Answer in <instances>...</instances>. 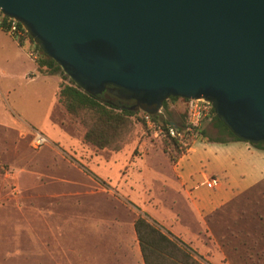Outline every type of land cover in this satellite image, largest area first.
<instances>
[{
    "label": "rangeland",
    "instance_id": "374dc122",
    "mask_svg": "<svg viewBox=\"0 0 264 264\" xmlns=\"http://www.w3.org/2000/svg\"><path fill=\"white\" fill-rule=\"evenodd\" d=\"M9 38L0 41V70L6 74L0 75V264H143L134 220L141 213L162 223L171 211L185 217L207 256L217 245L227 264H264V241H258V231L247 237L251 232L244 228L245 219L248 225L261 216L253 208L264 204V183L214 213L203 234L185 201L163 185L179 152L164 148L135 119L119 151L84 144L83 128L57 103L59 75L41 69L52 77L46 84L36 60L24 57L37 56L34 42L25 37L18 49ZM31 72L33 80L25 79ZM167 107L160 110L162 119L185 124L187 102ZM209 123L205 119L201 126L209 129ZM36 133L46 142L34 150L30 140Z\"/></svg>",
    "mask_w": 264,
    "mask_h": 264
},
{
    "label": "water",
    "instance_id": "95a60500",
    "mask_svg": "<svg viewBox=\"0 0 264 264\" xmlns=\"http://www.w3.org/2000/svg\"><path fill=\"white\" fill-rule=\"evenodd\" d=\"M81 91L153 114L203 99L238 140L264 143V0H0Z\"/></svg>",
    "mask_w": 264,
    "mask_h": 264
},
{
    "label": "crops",
    "instance_id": "0c3cea01",
    "mask_svg": "<svg viewBox=\"0 0 264 264\" xmlns=\"http://www.w3.org/2000/svg\"><path fill=\"white\" fill-rule=\"evenodd\" d=\"M3 36L9 38L0 29V41ZM13 43H15V47L18 49L24 47L18 45L16 42ZM4 50L0 42V51ZM24 57L29 59L27 53H24ZM12 62H15V60ZM36 71L39 72L46 84L52 78L37 66ZM24 74L25 79L33 80L34 74L32 72L29 75ZM0 75L6 76L4 70H0ZM53 94L54 98L51 108L56 104L55 91ZM172 125L174 126V124ZM181 125L174 127H180ZM205 125L207 124L201 126L199 135L190 137L189 145L184 154L173 163L172 178L168 180L163 178L164 187L169 188L185 201L189 215L195 220L196 226L202 229L203 234L206 232L204 230L206 218L218 212V210L222 209L239 195H246L257 188L258 185L264 183V150L257 149L242 141H231L229 139L225 143L209 141L207 137H211L210 132L215 131L212 129L210 123L208 124L210 130L205 129ZM201 132H205L206 134L202 135ZM211 178L219 179L220 183L215 188L208 189L205 186V182ZM257 209L261 216H255L253 220L250 219L248 225L245 219L244 228L249 227L250 229L251 235L249 234L247 237H255V233L258 231V241L263 242L264 214L262 212H264V204H259V207L253 208V211ZM171 213L169 216H166L162 223L153 216L150 218L155 220L154 222L164 232L171 234L184 244H189L192 248L191 250L195 251L197 247H201L204 252L199 251L197 255L209 264H227L223 261L224 256L217 245L211 255L207 256L208 250L200 242L199 235L193 232L190 226L184 222L183 219L185 217L180 213L175 214L173 211ZM261 251L262 249L260 253Z\"/></svg>",
    "mask_w": 264,
    "mask_h": 264
},
{
    "label": "trees",
    "instance_id": "16d2710c",
    "mask_svg": "<svg viewBox=\"0 0 264 264\" xmlns=\"http://www.w3.org/2000/svg\"><path fill=\"white\" fill-rule=\"evenodd\" d=\"M27 38L33 43L29 35H27ZM34 47L37 50V67L45 69L49 75L58 74L61 78L62 82L58 88L57 103L69 117L75 119L83 128L82 141L84 144L99 150L119 151L132 133L133 119L145 126L142 120L143 115L146 114L145 112L140 109L128 110L121 108V106H131L132 101L118 99L108 92L111 87H108L97 96L81 91L62 74L59 66L47 57L36 44H34ZM177 100L187 102L186 99L170 97L163 101L161 110L166 112L168 109L167 102ZM210 113L209 122L216 136L214 138L207 137L209 141L216 143H225L228 139L240 141L217 119L212 108ZM149 116L156 126L163 129L171 124L168 120L162 119L160 112L149 114ZM184 126L185 124H182L180 128H176L182 129ZM146 131L151 135L153 133V130L147 128ZM201 134L205 135L206 133L201 132ZM190 139L188 135H184L186 146L179 144L176 139L170 138L168 134L161 136L159 140L163 142L164 148L172 145L173 149L179 152L178 157H180L187 149ZM251 145L264 150V143ZM210 217L207 218V224H209ZM133 230L143 264H209L193 250L187 248L184 243L171 234L164 232L156 222L141 213L133 222Z\"/></svg>",
    "mask_w": 264,
    "mask_h": 264
},
{
    "label": "built area",
    "instance_id": "2783aa9c",
    "mask_svg": "<svg viewBox=\"0 0 264 264\" xmlns=\"http://www.w3.org/2000/svg\"><path fill=\"white\" fill-rule=\"evenodd\" d=\"M5 19V20H4ZM4 22V23H3ZM0 29H2L11 39H13L18 45H21V42L24 41L27 37V32L25 29L12 18L5 17L0 12ZM28 58L32 61L37 59L36 54H27ZM211 106L210 104L203 99H192L187 100V116L186 123L184 128L177 129L172 124L165 126V129L156 126L150 119L148 113L143 115L142 120L145 127L148 130H153V137L160 139L161 136L168 134L170 138L176 139L177 142L183 146H186L184 142V135L193 137L198 133V129L201 126V123L205 119H210L211 117ZM46 139L40 134L36 133L32 136L30 140V147L34 150L39 149ZM218 181L214 178H211L205 182V186L208 189H213L218 185Z\"/></svg>",
    "mask_w": 264,
    "mask_h": 264
}]
</instances>
